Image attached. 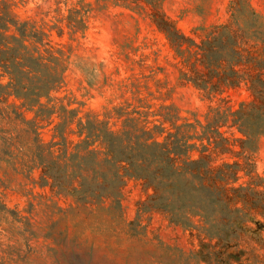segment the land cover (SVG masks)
Segmentation results:
<instances>
[{
	"label": "rangeland",
	"instance_id": "1",
	"mask_svg": "<svg viewBox=\"0 0 264 264\" xmlns=\"http://www.w3.org/2000/svg\"><path fill=\"white\" fill-rule=\"evenodd\" d=\"M0 74V264H264V0H0Z\"/></svg>",
	"mask_w": 264,
	"mask_h": 264
},
{
	"label": "trees",
	"instance_id": "2",
	"mask_svg": "<svg viewBox=\"0 0 264 264\" xmlns=\"http://www.w3.org/2000/svg\"><path fill=\"white\" fill-rule=\"evenodd\" d=\"M26 77L29 78V76L27 75ZM60 83H61V77L58 74L54 76L52 80L44 81L41 84H38L37 86L30 87L27 86L28 84H26L25 82H18L13 90H4V91H11L7 93L8 94L14 93L16 96L24 97V98L28 97L29 95L40 97L41 95L47 94L48 91H50L53 87L59 85ZM7 87H9V84L7 85Z\"/></svg>",
	"mask_w": 264,
	"mask_h": 264
}]
</instances>
